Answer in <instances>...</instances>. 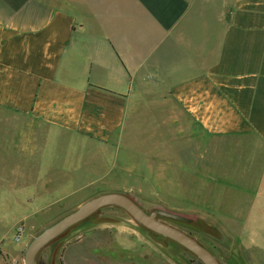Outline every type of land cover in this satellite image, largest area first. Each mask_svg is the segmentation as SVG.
I'll use <instances>...</instances> for the list:
<instances>
[{
    "label": "crops",
    "instance_id": "1",
    "mask_svg": "<svg viewBox=\"0 0 264 264\" xmlns=\"http://www.w3.org/2000/svg\"><path fill=\"white\" fill-rule=\"evenodd\" d=\"M1 111L29 129L14 173L32 180L15 192L23 208L36 202L31 217L106 178L88 157L126 153L132 131L147 128L138 183L233 226L264 264V0H0ZM60 139L66 158L43 153ZM122 237L135 253L141 237ZM81 242L66 243L64 263Z\"/></svg>",
    "mask_w": 264,
    "mask_h": 264
},
{
    "label": "rangeland",
    "instance_id": "2",
    "mask_svg": "<svg viewBox=\"0 0 264 264\" xmlns=\"http://www.w3.org/2000/svg\"><path fill=\"white\" fill-rule=\"evenodd\" d=\"M0 115V240H4L2 245L8 246V254L11 257L10 259L0 250V259L5 264H24V253L35 237L64 216L79 209L84 203L109 193H119L129 197L147 214H153L156 220L189 235L207 249L219 264H252L248 252L239 242L234 241L233 226L218 227L214 224L215 219L200 215V212L177 208L178 204L170 202L168 194H153L152 187L138 183L137 171H135L138 161L140 162L138 141L143 139L145 141L153 136V131L147 128L139 133L137 130L132 131L126 139L130 146L126 153L120 152L117 157L113 154L106 155L103 158L102 153H97V155L92 153L88 157L87 162L91 165L96 163L98 171L110 169V174L106 178H97L96 182L90 183V186L68 197L57 209L44 210L35 217H31L35 212L36 202L23 208V204L18 200L23 194L15 193L20 191L22 183L28 182L27 186L30 187L32 182L26 174H16L17 169L24 164L16 157L19 155L18 152L24 149L20 138L22 133L28 132L29 129L23 120L16 119L4 111H1ZM144 118L145 123L150 120L149 115H144ZM150 148L151 146H143V150ZM43 153L66 158L70 152L68 146L60 139L47 142ZM93 154L97 156L95 159ZM100 158L102 160H99ZM68 164L76 167L80 165L82 169L86 165L85 161L78 162L73 156L68 159ZM122 169L134 171L128 175L122 172ZM176 177L179 179L178 175ZM180 186L178 188L183 192L184 197L187 188L183 181ZM162 190L170 193V187L167 184L163 185ZM6 202H12L14 206L12 207H18L17 210L6 208L10 206ZM215 202L217 204V199ZM22 215L26 216L24 220L21 219ZM125 233L135 237L140 236L142 239V242H135L137 246L133 254L124 252L115 242L119 235L123 236L122 240H126ZM26 238L27 241L24 242ZM53 241L39 251L36 256L37 262L41 264H90L92 260L94 264H204L192 252L148 230L118 206L99 209L85 220L68 228ZM68 241L82 242L69 247L64 263L61 256ZM22 243L23 249L17 256L18 247ZM100 256L103 261L99 258Z\"/></svg>",
    "mask_w": 264,
    "mask_h": 264
},
{
    "label": "water",
    "instance_id": "3",
    "mask_svg": "<svg viewBox=\"0 0 264 264\" xmlns=\"http://www.w3.org/2000/svg\"><path fill=\"white\" fill-rule=\"evenodd\" d=\"M107 206H118L122 208L136 222L148 230L166 237L184 247L196 255L204 264H219V262L207 249L198 244L189 235L156 220L153 214H147L129 197L119 193L100 195L84 203L79 209L64 216L59 221L45 229L28 245L24 253L23 263L38 264L36 261V256L41 249L64 233L68 228L85 220L99 209Z\"/></svg>",
    "mask_w": 264,
    "mask_h": 264
},
{
    "label": "trees",
    "instance_id": "4",
    "mask_svg": "<svg viewBox=\"0 0 264 264\" xmlns=\"http://www.w3.org/2000/svg\"><path fill=\"white\" fill-rule=\"evenodd\" d=\"M56 239H57V238H56ZM56 239H55V240H56ZM51 242H52V241H51ZM53 242H54V241H53ZM37 263H38V264H41V263H39V262H37Z\"/></svg>",
    "mask_w": 264,
    "mask_h": 264
}]
</instances>
